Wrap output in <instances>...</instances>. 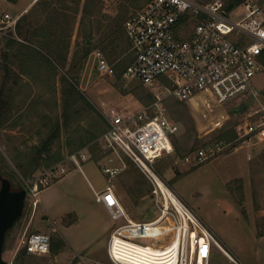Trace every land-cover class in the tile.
<instances>
[{
    "label": "built area",
    "instance_id": "obj_1",
    "mask_svg": "<svg viewBox=\"0 0 264 264\" xmlns=\"http://www.w3.org/2000/svg\"><path fill=\"white\" fill-rule=\"evenodd\" d=\"M241 11L244 15L231 17ZM19 18L20 14L4 13L0 18V32L15 30ZM124 28L134 60L122 77L138 79L150 87L154 101L149 107L128 115L112 110L109 128L100 141L105 151L125 154L148 178L156 216L144 221L129 218L113 188V179L123 167L103 165L102 171L109 183L103 190H94L96 200L106 206L114 220L124 221L108 236L105 260L76 253L75 264H134L129 256L123 254L121 258L116 254V246L124 252L127 247L134 248L132 244L159 249L175 243L172 264H212L217 251L229 264H243L205 223L197 216L201 224L190 217L183 205L188 207L177 195L182 205L173 202L160 184V180L166 182L155 163L163 155L174 152L171 135L179 130L165 115L164 101L167 97L189 100L199 93L211 95L219 105L236 102L237 107L243 104L246 110L256 104L244 121L236 123V137L229 143L247 147L248 160L264 155V103L261 92L253 85V77L264 72V5L246 0L227 8L224 0H150L128 16ZM92 53L98 71L115 76V66L105 53L100 49ZM220 144H206L195 150L194 159L187 155L185 160L200 164L214 155ZM88 159L87 150L80 149L24 180L31 214L43 189L71 169L82 171V164ZM23 245L28 253L50 254L51 235L34 231L26 236Z\"/></svg>",
    "mask_w": 264,
    "mask_h": 264
},
{
    "label": "rangeland",
    "instance_id": "obj_2",
    "mask_svg": "<svg viewBox=\"0 0 264 264\" xmlns=\"http://www.w3.org/2000/svg\"><path fill=\"white\" fill-rule=\"evenodd\" d=\"M29 1L31 0H0V18L6 12L13 16L20 14L21 17L23 13L20 11ZM252 1L259 3L258 0ZM116 5L117 0H104L103 13L114 16ZM242 15H244L243 11L231 17L237 18ZM11 32L15 30L9 28L1 31L0 39ZM75 36L72 45H74ZM1 77L2 75H0V82ZM137 82H139L138 79L125 78L122 75L116 77V74L109 76L99 72L96 60L91 53L79 73V88L97 108L104 121L99 113L98 115L95 112L88 114L89 109L84 104L80 105L83 109L77 121L80 120L83 127L93 124L94 130H97L104 126L105 122L109 126L112 110L128 115L148 106L151 102L148 99L150 90L141 84H135ZM253 85L261 92L260 99L264 103V72L253 77ZM34 86V91L30 87L21 88L23 96L19 92V96L14 99L16 104L13 107L14 111L8 116L10 119L5 123L6 129L0 132V150L7 157V165L12 170L15 169L9 157L10 154L14 155L12 147L27 149L30 145L47 137L52 127L57 126V121L62 122L60 96L55 98L49 91L44 92L42 88ZM32 91L34 92L32 97H25ZM139 95L144 98L142 101L137 98ZM135 97L141 106L135 103L133 100ZM24 99L27 100L24 102ZM33 100L35 102L31 103ZM237 106L236 102L219 105L211 95L206 93L196 94L189 100L167 97L164 101L165 115L179 126V130L171 135L174 152L159 158L155 167L172 191L212 230L216 239L226 249L236 255L243 264H264V156L256 155L259 158L254 160L256 158L254 157L252 161H249L246 157L248 149L245 146H236L237 143H229L230 141L226 138L218 135L231 126H235L236 123L244 121L248 112L255 108L256 104L246 110H238ZM75 127H78L77 122L73 123L71 129ZM102 134L85 147V150L92 151L90 152L92 159L82 164V172L96 189H100L109 183L100 165L106 163L111 166H122L125 163L127 166H122L121 172L113 179V188L119 194L129 218L135 221L153 219L156 216V209L151 200L152 184L125 154L105 151L100 141ZM66 138L67 132L62 129L60 137L53 141V148L61 152L62 160L69 153L68 148L65 147ZM211 142H219L221 147L210 158L200 164H196L193 160H185L187 154H193L196 149ZM44 169L46 168L35 174ZM80 172L77 168L71 169L62 181L55 182L56 186L53 183L54 189L65 192L67 196L64 205L57 202L48 204L50 207L48 214L55 218L56 230H53L50 225L47 226L48 219L43 218L42 210L46 203L42 201L41 192L39 203L35 207L33 225L28 228L32 214L28 213L29 206L24 209L22 217L17 220L6 237L3 251L6 264H13L16 254L23 248V240L27 235L38 230L50 233L52 242L54 238L55 243H59L58 237H60L65 246L55 255H52V252L51 254H32L25 264H71L76 253L85 254L84 250H78L74 242L77 245H85L91 237L96 235L97 230L96 233H88L91 223L88 213L95 209L91 204L94 195L86 182L82 180ZM13 183L16 189L23 187V180L20 177L14 178ZM232 192L238 197L239 203ZM62 209L66 210L58 214L60 221L58 216L53 214ZM123 221V219L114 221L107 212L95 211V222L99 227L107 228L108 232ZM60 224L66 225L68 230L61 228ZM138 241L147 242V240ZM105 254L104 257H92L105 260ZM212 264H229V261L217 251Z\"/></svg>",
    "mask_w": 264,
    "mask_h": 264
},
{
    "label": "trees",
    "instance_id": "obj_3",
    "mask_svg": "<svg viewBox=\"0 0 264 264\" xmlns=\"http://www.w3.org/2000/svg\"><path fill=\"white\" fill-rule=\"evenodd\" d=\"M149 1L117 0L116 14L112 16L103 13L104 0H36L19 18L15 32L1 37L0 132L6 129L5 123L10 119L8 116L16 106L15 88L26 85L20 84L22 76L33 78L39 75L42 86L47 85L43 73L35 75L36 70L41 71L45 64L47 67L51 66L52 72L56 70L58 76L62 122L57 121V126L52 127L47 137L27 149L12 147L14 155L10 154L9 157L15 167L14 170L8 167L7 157L0 150V176L9 178L12 184L14 178L20 177L24 185V180L31 179L39 170L61 161L62 154L59 150H54L53 141L60 137L62 129L67 132L65 147L72 152L85 148L109 128L106 122L100 129L94 130L93 124L83 127L80 120L77 121L83 109L81 104L89 109L88 114L99 113L79 88V73L90 54L99 48L105 53L109 62L114 64L116 77H121L126 67L134 60V54L130 50L131 41L124 28L125 20ZM224 1L227 8H233L246 0ZM258 1L259 4L264 3V0ZM74 36L76 38L72 45ZM27 84L31 85L30 82ZM137 97L141 101L144 99L141 95ZM148 99L154 100L151 92L148 93ZM26 100L24 99V102ZM33 102L35 100L31 103ZM75 122L78 127L71 129ZM218 135L231 141L236 137L235 127L231 126ZM13 188L16 189L15 186ZM232 194L234 195L233 192ZM234 197L239 203L238 197L236 195ZM28 206L26 200L25 208ZM28 209L30 213L31 208ZM58 238L59 243H55L54 238L52 242L51 238L52 255L65 246L64 241ZM30 255L32 254L28 253L26 246L23 245L22 250L16 254L13 264H25Z\"/></svg>",
    "mask_w": 264,
    "mask_h": 264
},
{
    "label": "crops",
    "instance_id": "obj_4",
    "mask_svg": "<svg viewBox=\"0 0 264 264\" xmlns=\"http://www.w3.org/2000/svg\"><path fill=\"white\" fill-rule=\"evenodd\" d=\"M36 1H29L28 2V4L20 11V12H22L23 14L24 13H26L30 8H31V6L35 3ZM37 73L38 74H40V73H43L45 76L43 77L44 79H45V81L47 82V85H45V86H42V84H41V81H40V79L38 78V76H33V78H30L29 76H26V75H23L22 77L23 78H21L20 79V84H26V85H24V86H20V87H17V88H15V91H14V95L17 97V96H19V92H20V95L21 96H23L22 94V89L21 88H23V87H30L31 88V90H33L34 91V85H36V86H38V87H40V88H42L43 90H44V92H47V91H49L50 93H51V95L53 94L54 96H55V98H56V96L58 97V96H60V92H59V84H58V76H56V70H53V72H52V68H51V66H46V64H45V67L41 70V71H37L36 70V73H35V75H37ZM47 75V76H46ZM38 78V79H37ZM34 80H36V81H34ZM28 82H30L31 83V85H29V84H27ZM135 84H141L142 86H144V87H147L149 90H150V92L152 93V90L150 89V87H148V86H146V85H144V84H142L141 82H137V83H135ZM134 84V85H135ZM53 85H54V87H53ZM19 89H21V90H19ZM31 92V93H29V94H26L25 95V97H28V96H30V97H32V95L34 94V92ZM83 92V91H82ZM43 95V94H42ZM152 95H153V93H152ZM154 96V95H153ZM59 98V97H58ZM136 98V97H135ZM135 98H133V100L135 101V103H137L138 105H140L141 106V104H140V102H139V98L137 99H135ZM153 101L154 100H152L150 103H149V105L148 106H144V107H142V108H140V109H138L137 111H139V110H141V109H143V108H145V107H149L152 103H153ZM61 122V121H60ZM56 124H57V122H56ZM55 126V125H54ZM104 134V133H103ZM102 134V135H103ZM102 137V136H101ZM100 137V138H101ZM101 145H102V148H103V143H101ZM246 149H247V147H245ZM82 149H85V148H82ZM80 150V149H79ZM75 151H77V150H75ZM75 151H72V152H75ZM72 152H69L68 154H70V153H72ZM87 152L90 154V152L87 150ZM195 152V151H194ZM187 155H191V157H193V159H194V153L193 154H187ZM186 155V156H187ZM264 155H261V157H263ZM101 157V156H100ZM257 158H259V157H256V158H254V160L255 159H257ZM90 159H92L91 158V156H90ZM95 160V159H94ZM95 161H97V160H95ZM99 161H100V159H99ZM158 161V160H157ZM249 161H252V160H249ZM98 162V161H97ZM103 165H108V164H106V163H102V166ZM126 164L124 163L122 166H125ZM101 165H100V167H102ZM114 166H117V167H122V166H119V165H114ZM127 166V165H126ZM80 174H81V178H82V180L83 181H85L86 182V184H87V186L90 188V190H91V192H92V194L94 195V197L92 198V206L93 207H95V209H93V210H90L89 211V213H88V217H90V219H91V223H90V228H89V232L88 233H96V230H97V233H96V235L94 236V237H89L90 239H89V241H87V243L85 244V245H77L75 242H74V245L78 248V250H84L85 251V254L86 255H89L90 257H96V258H99V257H104V254L106 253V246H107V239H108V236H109V234L113 231V229L118 225H115V227L112 229V231L111 232H108L107 230V228H102V227H99L98 226V224L95 222V211L96 210H98V211H103V212H107L109 215H110V213L108 212V210H107V208H106V206L102 203V202H99V201H97L96 200V197H95V194H94V190H103L105 187H102V188H100V189H96L95 187H94V185L91 183V181L89 180V178L85 175V173L84 172H80ZM64 178V177H63ZM63 178H61V179H59V180H63ZM58 180V181H59ZM57 182V181H56ZM60 182V181H59ZM58 183V182H57ZM54 184H51L49 187H47V188H45V189H43L42 191H41V195H42V201L44 200V202L46 203L45 204V208L42 210V213H44V215H43V218H47L48 219V223H47V226H51V228L53 229V230H56L57 228H56V223H55V218H52V216L50 215V214H48L49 213V209H50V207L48 206V204H53L54 202H57V204H59V203H61V205H64L66 202H65V200H66V198H67V196H66V194H65V192H61V191H59V190H57V189H54L55 188V186L57 185L56 183H55V186H53ZM114 192L116 193V195H117V197L119 198V200L121 201V199H120V197H119V194L117 193V191H115V189H114ZM146 197H147V195H146ZM122 203V202H121ZM66 209H62V210H60V211H56V212H54L55 214H53L54 216H58V214H60V213H63L64 211H65ZM35 215L34 214H32V217H31V220L29 221V223H28V226H27V228L30 226V225H33L32 224V222H33V217H34ZM111 216V215H110ZM112 218V217H111ZM57 219V218H56ZM58 219L60 220V218H59V216H58ZM113 219V218H112ZM58 220V221H59ZM114 220V219H113ZM61 221V220H60ZM114 221H118V220H114ZM60 226H61V228H64L65 230H68V227H66V225L65 226H62L61 224H60ZM39 231V230H38ZM40 232H42V231H40ZM93 236V235H92ZM84 237L86 238L87 237V234L85 233V235H84ZM95 239H98L97 241H94ZM105 239V241L103 242V240ZM93 241L95 242V243H97L96 245H95V243H93ZM75 248V247H74ZM76 250V249H75ZM50 253H51V251H50ZM105 257H107V253L105 254ZM76 263V258H73V261H72V263L71 264H75Z\"/></svg>",
    "mask_w": 264,
    "mask_h": 264
},
{
    "label": "water",
    "instance_id": "obj_5",
    "mask_svg": "<svg viewBox=\"0 0 264 264\" xmlns=\"http://www.w3.org/2000/svg\"><path fill=\"white\" fill-rule=\"evenodd\" d=\"M237 109L245 110V105ZM26 198L27 189L24 186L14 189L9 178L0 176V264H6L3 259L6 234L23 215Z\"/></svg>",
    "mask_w": 264,
    "mask_h": 264
},
{
    "label": "bare ground",
    "instance_id": "obj_6",
    "mask_svg": "<svg viewBox=\"0 0 264 264\" xmlns=\"http://www.w3.org/2000/svg\"><path fill=\"white\" fill-rule=\"evenodd\" d=\"M161 186L167 190L170 198L173 200V202L181 204L182 202L178 199L176 194L166 186L161 180H160ZM183 207L187 210L190 217L201 224V222L196 218V216L184 205ZM133 247H127L124 249V252L121 251L119 246H116V254H118L121 258L124 257L123 254L129 256V259L134 264H172L174 260V254L176 253L177 249V243L173 244L172 246H168L166 248H159L155 249L150 246L145 245H138V244H132ZM122 253V254H121Z\"/></svg>",
    "mask_w": 264,
    "mask_h": 264
}]
</instances>
